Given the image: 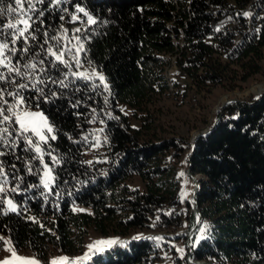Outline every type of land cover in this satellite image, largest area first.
<instances>
[{
  "label": "trees",
  "instance_id": "obj_1",
  "mask_svg": "<svg viewBox=\"0 0 264 264\" xmlns=\"http://www.w3.org/2000/svg\"><path fill=\"white\" fill-rule=\"evenodd\" d=\"M83 4L95 22L66 49L61 8L43 3L21 36L1 28L19 8L15 0H0V43L8 44L0 56L7 65H0V92L8 103L0 107L14 104L8 93L19 92L26 108L42 110L52 128V136L39 141L12 113L5 111L9 121L0 116V248L6 240L17 250L71 254L90 229L121 237L191 227L193 206L180 194L177 173L186 142L157 138L147 105L167 90L172 58L176 84L205 93L218 85L233 89L262 71L264 0ZM81 68L103 72L107 87L76 74ZM188 161L199 176L192 257L205 264H264V95L226 106L215 128L197 138ZM44 163L53 176L49 188L41 182ZM76 204L88 209L75 211ZM124 242L105 256L94 254L89 264L180 263L166 235Z\"/></svg>",
  "mask_w": 264,
  "mask_h": 264
},
{
  "label": "rangeland",
  "instance_id": "obj_2",
  "mask_svg": "<svg viewBox=\"0 0 264 264\" xmlns=\"http://www.w3.org/2000/svg\"><path fill=\"white\" fill-rule=\"evenodd\" d=\"M166 69L167 90L163 94L153 97L152 101L148 103L147 108L152 118V127L154 128L157 138L167 139L176 137L182 138L186 142V151L177 165V173L180 180V194L193 206L195 203L194 192L196 187H199V176L191 174L188 161V158L192 155L193 142L198 134L214 124L218 116L223 113L226 106L236 102H250L251 99L259 98L264 95V48L261 73L255 74L245 81L237 82V86L233 89L218 85L212 88L210 92L205 93L202 91H195L192 88H184L182 82H177L178 84H176V82H169L172 78L177 81L176 67L170 65V67ZM76 74L94 76L97 78L103 76V82L100 81L104 85H107L105 75L97 69L81 68L76 71ZM258 88H262V90L256 91ZM122 109L125 113L130 112L127 105H123ZM26 110L41 113L42 117L45 118L42 119L40 116L32 118L30 128L34 127L36 129V132H31L36 135L39 141L48 140L49 136H52V128L46 114L39 108H26ZM135 124L137 123L135 122ZM49 127L51 131H48ZM41 136H43L44 139H41ZM37 147L40 149L39 142L35 145L36 151ZM37 152L40 153V151ZM181 173H183V175H181ZM52 181L53 176L50 166L44 163L41 172V182L44 186L47 185L45 186L46 188H49ZM72 209L78 211L87 210L88 208L76 204L72 206ZM195 230H193L192 226L187 227L186 225H181L174 229H139L131 230L126 236L117 237L110 235L104 237L90 229L83 238L82 243L76 246L74 248V253L71 254H64L54 248H50L46 253L32 252L28 249L17 250L4 240L0 248V262L7 261L8 264H24V261L17 259V257H21L35 260L38 264H52L53 261H55V264H89L95 255L89 250L88 245L92 244L94 241L113 240L119 242L132 239L136 236L149 238L166 235L171 238L172 246L177 250V255L180 258L179 264H205L203 261H198L192 257L191 238ZM179 236H181L180 239L177 238ZM103 247L107 249L106 251L110 249L107 248V246ZM179 249H183V252L179 251ZM106 251L101 254L105 256ZM61 257H67V260H61ZM162 257L165 260H169L170 253L164 252Z\"/></svg>",
  "mask_w": 264,
  "mask_h": 264
},
{
  "label": "snow or ice",
  "instance_id": "obj_3",
  "mask_svg": "<svg viewBox=\"0 0 264 264\" xmlns=\"http://www.w3.org/2000/svg\"><path fill=\"white\" fill-rule=\"evenodd\" d=\"M22 4H23V0H15L16 6L22 7ZM7 11L9 13H13L15 11V7H13L12 4H9ZM80 11H83V9H80ZM2 13H3V9H0V14H2ZM245 15H248V13H245ZM89 21L94 22V21H92L91 17H89ZM19 23L24 24L23 29L17 28L16 24H14V23H9L7 25V27L9 29H15L16 32H19V34L21 36H23L24 33L28 31V29L31 25L29 24L27 19L20 20ZM6 48H8L7 43H0V56H4V49H6ZM49 51L51 53V49ZM51 54L55 55V53H51ZM62 56H63V53H61L60 55H57L56 59L61 60ZM77 63H79V61H77ZM0 65H4L5 67H7V65L4 64L3 60H0ZM31 67L35 68V65H31ZM14 70L18 71L17 69L9 68L10 72L14 71ZM2 78L3 77H0V79H2ZM99 79L103 82L104 77L100 76ZM19 87L21 89H23L26 87V85L21 84V85H19ZM105 87H107V85H105ZM8 95L14 97L15 103L9 104L7 109L0 107V116H3L4 121H9L10 117L8 115H5V111L10 112V113H12V116L14 117L15 123L19 124V126L23 132H28V131L36 132V129L34 127L30 128V124L32 123V118H34V117L40 116L42 119H45L42 117V114L37 113V112L27 111L25 98L23 96H21L19 92H17V93L9 92ZM0 102H3L4 104L8 103L6 100H4V93L3 92H0ZM5 131H7V129H5ZM48 131H51L50 127L48 128ZM37 134H39V133H37ZM41 139H44V137L41 136ZM29 143H32V141L30 140ZM37 151H40L39 147H37ZM181 175H183V173H181ZM45 186H47V185H45ZM9 205L11 206L12 211L16 210L15 206L12 205L11 201H9ZM200 231H201V233H203L205 231V229L201 228ZM200 238H202V237H199L197 239H200ZM133 239H140V237L136 236V237H133ZM156 239H162V238L157 237ZM117 243L124 245L127 242H124V241L118 242V241H113V240H98V241H94L92 244L88 245V248L94 254H101L107 250L103 246H107V248H111L114 244H117ZM193 247H195V245H193ZM179 251L183 252V249H179ZM13 255L15 256L14 252H13ZM86 256H87V254H86ZM17 259L24 261V264H38V262H36L35 260H30L28 258L17 257ZM60 259L61 260H67V257H61ZM0 264H8V262L4 261V262H0ZM52 264H55V261H53Z\"/></svg>",
  "mask_w": 264,
  "mask_h": 264
},
{
  "label": "built area",
  "instance_id": "obj_4",
  "mask_svg": "<svg viewBox=\"0 0 264 264\" xmlns=\"http://www.w3.org/2000/svg\"><path fill=\"white\" fill-rule=\"evenodd\" d=\"M83 1L84 0H23L22 7L18 6V13L13 16L9 23H14L16 24L17 28L23 29L24 24L19 23V21L27 19L29 22V18L32 16L33 13L41 12L43 3L48 2L50 7L56 5L62 9L60 30L64 47L66 49H71L76 44H78V34L82 33L87 27H89L95 22L94 16L88 13L83 4ZM80 9H83V11H80ZM89 17H91L92 21L94 22H90ZM8 24L4 25L1 28H7ZM13 33L15 34L19 32L15 31ZM171 60L172 61L170 65L175 66L174 59L172 58ZM170 65L168 67H170ZM165 72V77L167 81V69ZM169 82L175 83L176 81L174 78H172V80Z\"/></svg>",
  "mask_w": 264,
  "mask_h": 264
},
{
  "label": "water",
  "instance_id": "obj_5",
  "mask_svg": "<svg viewBox=\"0 0 264 264\" xmlns=\"http://www.w3.org/2000/svg\"><path fill=\"white\" fill-rule=\"evenodd\" d=\"M219 118H220V116H218V118L216 119V121L214 122V124L211 127H209L208 129L202 131L200 134H198L196 136V139H195L194 144H193V147H192L191 154L194 151L197 138H199L200 136H205V135L209 134L215 128V126H216ZM197 193H198V186L196 187L195 192H194V198L195 199H196ZM193 210H194L193 211L194 219H193V225H192V227H193V230H195L196 227L198 226L199 222H200V212H199L198 208L196 207V202L193 204ZM195 219H196V222H195Z\"/></svg>",
  "mask_w": 264,
  "mask_h": 264
},
{
  "label": "bare ground",
  "instance_id": "obj_6",
  "mask_svg": "<svg viewBox=\"0 0 264 264\" xmlns=\"http://www.w3.org/2000/svg\"><path fill=\"white\" fill-rule=\"evenodd\" d=\"M260 90H262V88H258V89H256V91H260ZM226 100V99H225ZM224 100V101H225ZM224 101H222V102H224ZM196 139V138H195ZM195 141V140H194ZM194 143V142H193Z\"/></svg>",
  "mask_w": 264,
  "mask_h": 264
}]
</instances>
